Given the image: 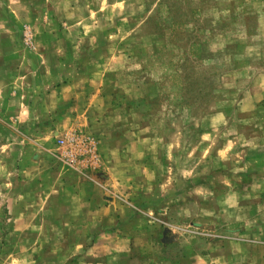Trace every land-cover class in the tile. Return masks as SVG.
Instances as JSON below:
<instances>
[{
    "label": "rangeland",
    "instance_id": "rangeland-1",
    "mask_svg": "<svg viewBox=\"0 0 264 264\" xmlns=\"http://www.w3.org/2000/svg\"><path fill=\"white\" fill-rule=\"evenodd\" d=\"M95 244L264 264V0H0V264Z\"/></svg>",
    "mask_w": 264,
    "mask_h": 264
},
{
    "label": "crops",
    "instance_id": "crops-1",
    "mask_svg": "<svg viewBox=\"0 0 264 264\" xmlns=\"http://www.w3.org/2000/svg\"><path fill=\"white\" fill-rule=\"evenodd\" d=\"M45 186L43 184V182H40L39 183V187H43ZM45 189V187L43 188ZM80 201H84V203H87V204H92L94 202V198H80L82 197L81 195H76ZM104 208V207H102ZM101 209V208H100ZM80 247V246H79ZM100 247H104L103 249L100 248ZM107 245H101V244H95V245H92L90 247H86V253H90L91 254V260H88L86 261V264H109V259L105 260V258H107V255L108 258H111L112 256H125L126 253L125 251L127 250L126 248L122 247V244L120 245H117L115 244L112 248H111V251L110 252H106V249H107ZM104 255V256H103Z\"/></svg>",
    "mask_w": 264,
    "mask_h": 264
}]
</instances>
